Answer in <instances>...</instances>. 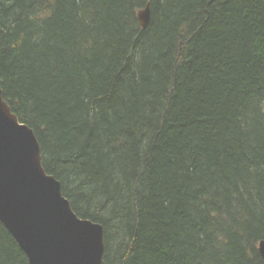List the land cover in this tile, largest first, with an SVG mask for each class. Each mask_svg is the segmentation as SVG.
<instances>
[{
    "label": "trees",
    "instance_id": "16d2710c",
    "mask_svg": "<svg viewBox=\"0 0 264 264\" xmlns=\"http://www.w3.org/2000/svg\"><path fill=\"white\" fill-rule=\"evenodd\" d=\"M0 87L103 264H264V0H0Z\"/></svg>",
    "mask_w": 264,
    "mask_h": 264
},
{
    "label": "water",
    "instance_id": "95a60500",
    "mask_svg": "<svg viewBox=\"0 0 264 264\" xmlns=\"http://www.w3.org/2000/svg\"><path fill=\"white\" fill-rule=\"evenodd\" d=\"M136 17L141 28L148 25V2ZM0 221L29 264H103V225L73 211L60 181L42 166L33 130L11 111L1 87ZM258 251L264 261V239Z\"/></svg>",
    "mask_w": 264,
    "mask_h": 264
},
{
    "label": "rangeland",
    "instance_id": "374dc122",
    "mask_svg": "<svg viewBox=\"0 0 264 264\" xmlns=\"http://www.w3.org/2000/svg\"><path fill=\"white\" fill-rule=\"evenodd\" d=\"M38 140V139H37ZM39 142V141H38Z\"/></svg>",
    "mask_w": 264,
    "mask_h": 264
}]
</instances>
